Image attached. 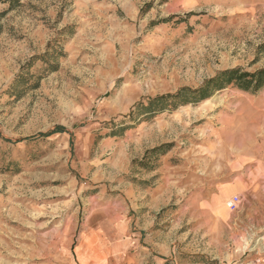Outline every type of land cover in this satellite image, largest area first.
<instances>
[{"label": "rangeland", "instance_id": "374dc122", "mask_svg": "<svg viewBox=\"0 0 264 264\" xmlns=\"http://www.w3.org/2000/svg\"><path fill=\"white\" fill-rule=\"evenodd\" d=\"M17 1L0 2V264H86L105 244L130 264L251 251L264 162L239 155L264 156V89L133 111L264 68V0Z\"/></svg>", "mask_w": 264, "mask_h": 264}, {"label": "trees", "instance_id": "16d2710c", "mask_svg": "<svg viewBox=\"0 0 264 264\" xmlns=\"http://www.w3.org/2000/svg\"><path fill=\"white\" fill-rule=\"evenodd\" d=\"M0 2L8 3L9 8L18 3L17 0H0ZM228 86L252 93L264 89V68H259L255 71H247L241 67L221 70L213 77L206 79L197 88L182 87L175 93L156 95L146 101H139L136 103L133 113L136 111L144 116H150L161 113L164 110H174L179 106L196 104ZM55 131H63V128L57 127ZM42 136L43 134L40 135V137ZM6 141L9 140L6 139ZM168 149L167 145H160L154 147L148 153L161 155ZM143 162L141 160L138 163L142 164Z\"/></svg>", "mask_w": 264, "mask_h": 264}, {"label": "crops", "instance_id": "0c3cea01", "mask_svg": "<svg viewBox=\"0 0 264 264\" xmlns=\"http://www.w3.org/2000/svg\"><path fill=\"white\" fill-rule=\"evenodd\" d=\"M253 153L254 152L251 149L248 150L247 152L244 151L240 152L241 155H239L240 158L239 163L253 160L254 163L260 165L264 161V156L261 157V155L259 156L257 153L256 154L254 153L255 154L254 155ZM258 171H260V168H258ZM263 228H264V223L254 228L256 234L254 233L255 235L250 237L253 240L252 243H254V247L252 248L251 251H245L242 250L241 248L240 250L238 249L236 252H234L232 255H229L231 256V259L234 260L233 264H264V232H262ZM235 240H237L236 243H238V245L244 243L242 233H240L239 236L237 235L235 237ZM127 246H130L129 240ZM103 248L104 250L91 252V253L88 252L89 255L83 249L86 258V264H88L87 262L88 260L91 261L89 262V264H108L107 261L109 258H111L110 256H113V259L115 260L112 264H130L132 262L133 258L130 257V255L128 254H126L125 257L124 255L122 257V255L115 254L116 250L112 248V245L105 244ZM76 259H77V254H76ZM79 264L81 263L79 262ZM157 264H161V263H157ZM184 264H188V262H184Z\"/></svg>", "mask_w": 264, "mask_h": 264}, {"label": "built area", "instance_id": "2783aa9c", "mask_svg": "<svg viewBox=\"0 0 264 264\" xmlns=\"http://www.w3.org/2000/svg\"><path fill=\"white\" fill-rule=\"evenodd\" d=\"M239 203H240L239 196L233 195L226 201V206L230 211H234L238 208Z\"/></svg>", "mask_w": 264, "mask_h": 264}, {"label": "bare ground", "instance_id": "6f19581e", "mask_svg": "<svg viewBox=\"0 0 264 264\" xmlns=\"http://www.w3.org/2000/svg\"><path fill=\"white\" fill-rule=\"evenodd\" d=\"M250 144V143H249ZM258 147V146H257ZM246 152V151H245ZM258 156V155H257ZM255 157V156H254ZM259 160V159H258ZM261 160V159H260ZM264 162V161H263Z\"/></svg>", "mask_w": 264, "mask_h": 264}]
</instances>
